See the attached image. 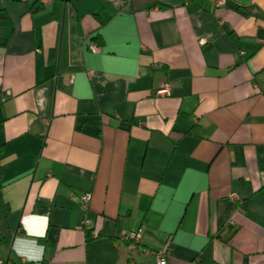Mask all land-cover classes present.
I'll list each match as a JSON object with an SVG mask.
<instances>
[{"label":"crops","instance_id":"obj_1","mask_svg":"<svg viewBox=\"0 0 264 264\" xmlns=\"http://www.w3.org/2000/svg\"><path fill=\"white\" fill-rule=\"evenodd\" d=\"M139 229L264 264V0H0V260L156 264Z\"/></svg>","mask_w":264,"mask_h":264},{"label":"built area","instance_id":"obj_2","mask_svg":"<svg viewBox=\"0 0 264 264\" xmlns=\"http://www.w3.org/2000/svg\"><path fill=\"white\" fill-rule=\"evenodd\" d=\"M225 0H219V3L222 4L224 3ZM89 48L93 51H99L100 46L95 43L91 42L89 43ZM172 92V86L169 84H166L163 86L161 89L157 91L158 95H170ZM80 200L81 204V209L84 212H88L89 207H90V202L92 200V194L91 193H84L78 198ZM86 224H90V220L87 218L86 219ZM142 231L141 229L129 232V233H123L120 239L126 243V248L131 251L135 249H140L144 253H151L155 254L157 258V263L156 264H168V251L167 250H160V251H152L142 244ZM0 264H5L3 261L0 260Z\"/></svg>","mask_w":264,"mask_h":264},{"label":"trees","instance_id":"obj_3","mask_svg":"<svg viewBox=\"0 0 264 264\" xmlns=\"http://www.w3.org/2000/svg\"><path fill=\"white\" fill-rule=\"evenodd\" d=\"M43 8V4L42 3H38V2H36L35 4H34V6H33V10L34 11H38V10H40V9H42Z\"/></svg>","mask_w":264,"mask_h":264}]
</instances>
